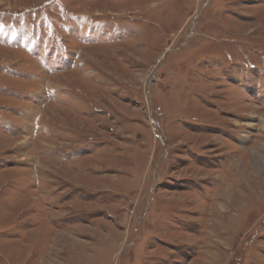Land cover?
<instances>
[{"label":"rangeland","instance_id":"rangeland-1","mask_svg":"<svg viewBox=\"0 0 264 264\" xmlns=\"http://www.w3.org/2000/svg\"><path fill=\"white\" fill-rule=\"evenodd\" d=\"M0 264H264V0H0Z\"/></svg>","mask_w":264,"mask_h":264},{"label":"bare ground","instance_id":"bare-ground-1","mask_svg":"<svg viewBox=\"0 0 264 264\" xmlns=\"http://www.w3.org/2000/svg\"><path fill=\"white\" fill-rule=\"evenodd\" d=\"M254 65V64H253ZM31 114V113H30Z\"/></svg>","mask_w":264,"mask_h":264}]
</instances>
